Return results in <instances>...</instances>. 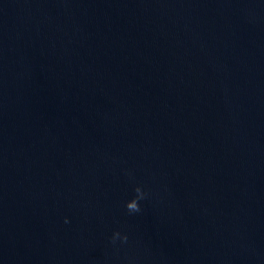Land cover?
Returning a JSON list of instances; mask_svg holds the SVG:
<instances>
[{"label": "water", "instance_id": "obj_1", "mask_svg": "<svg viewBox=\"0 0 264 264\" xmlns=\"http://www.w3.org/2000/svg\"><path fill=\"white\" fill-rule=\"evenodd\" d=\"M0 264H264V0H0Z\"/></svg>", "mask_w": 264, "mask_h": 264}, {"label": "clouds", "instance_id": "obj_2", "mask_svg": "<svg viewBox=\"0 0 264 264\" xmlns=\"http://www.w3.org/2000/svg\"><path fill=\"white\" fill-rule=\"evenodd\" d=\"M137 195L135 198H133L131 201L127 202L126 207L129 210V212H139L140 211V206L138 201L143 199L145 196V193L141 191L140 187H137L135 189ZM67 222V220L65 221ZM117 238H120L123 241H127V236H121L119 232H116L113 234L112 241L115 242Z\"/></svg>", "mask_w": 264, "mask_h": 264}]
</instances>
